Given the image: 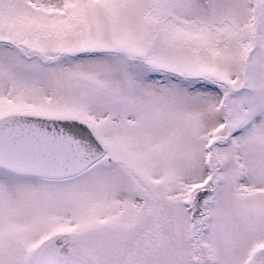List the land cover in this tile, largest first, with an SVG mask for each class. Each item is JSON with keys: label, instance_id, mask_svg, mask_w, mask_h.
Returning a JSON list of instances; mask_svg holds the SVG:
<instances>
[{"label": "snow or ice", "instance_id": "6c2138e0", "mask_svg": "<svg viewBox=\"0 0 264 264\" xmlns=\"http://www.w3.org/2000/svg\"><path fill=\"white\" fill-rule=\"evenodd\" d=\"M0 264H264V0H0Z\"/></svg>", "mask_w": 264, "mask_h": 264}]
</instances>
